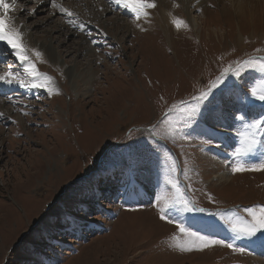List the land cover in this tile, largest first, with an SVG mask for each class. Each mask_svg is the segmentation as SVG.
I'll use <instances>...</instances> for the list:
<instances>
[{
	"label": "rangeland",
	"instance_id": "1",
	"mask_svg": "<svg viewBox=\"0 0 264 264\" xmlns=\"http://www.w3.org/2000/svg\"><path fill=\"white\" fill-rule=\"evenodd\" d=\"M58 2L75 10L81 20H91V36L67 24L61 14L50 15V5L29 15L38 8L36 0H18L16 8L28 11L10 13L20 24L30 25L28 31L37 44L28 46L42 53L36 66L54 78L59 94L49 96L43 89L19 87L10 90L0 83V112L4 113L0 118V264H264V250L245 240L236 241L248 247L245 255L219 245L202 252H181L172 239L180 235L176 226L160 221L151 207L157 194L174 195L166 183V177L171 178L191 203L207 209L205 213L184 212L178 205L170 210L171 218L193 231L227 240L233 236L229 225L209 213L220 212L225 218L247 216L246 207L264 205V172L233 175L229 167L219 170L214 162L227 137L232 148L223 161H233L231 153L240 143L236 133L243 130L240 120L220 129L218 146L202 151L196 131L183 127L179 110L168 112L173 103L204 89L230 61L264 49V0H205L201 6V0H175L178 8L173 7V0H165L166 10L189 24L180 31L170 20L169 28L161 25L155 13L157 1V7L149 10L148 22L141 21L144 31L135 27L126 9L101 13V5L109 9L105 0ZM93 13L98 17L94 19ZM125 22L134 27L127 28ZM50 51L58 60L50 59ZM10 52L5 45L0 49V74L9 65L23 74L22 65ZM71 67L78 78L71 76ZM260 75L249 69L243 74L244 83L257 81ZM237 115L250 120L259 112ZM169 124L177 127L175 139L163 138ZM153 125L156 140H145ZM185 133L190 140L182 138ZM129 135L155 149L140 156L134 174L125 177L139 189L140 197L128 201V208L136 210L125 207L118 191L122 180L117 176L101 184L107 197L102 202L105 211L92 213L93 224L87 232L70 236L53 230L59 241L56 247L38 239L36 222L46 212L50 216L60 210H77L71 198L80 181L73 188L68 185L91 167L89 161L101 148L132 143ZM251 156L245 162L259 163L257 155ZM223 170L228 173L226 180L217 176ZM144 182L153 187L146 201H142L148 191Z\"/></svg>",
	"mask_w": 264,
	"mask_h": 264
},
{
	"label": "snow or ice",
	"instance_id": "2",
	"mask_svg": "<svg viewBox=\"0 0 264 264\" xmlns=\"http://www.w3.org/2000/svg\"><path fill=\"white\" fill-rule=\"evenodd\" d=\"M42 2V0H37ZM53 12L50 15L61 14L62 18L75 29L91 36L88 25L91 20H81L79 14L70 7L64 6L58 0H47ZM109 5V10L116 11L126 9L132 14V22L136 28L144 31L141 27V21L148 22L151 13L149 10L157 7L156 0H105ZM18 0H0V43L5 45V51L11 50L9 54L14 55L16 60L23 67V74L14 70L11 65L7 71L0 74V83L21 89H43L49 96L59 94V89L54 86V78L45 72L39 71L36 62L42 58V53L35 48H29L24 42V33L21 27L16 26L13 18L10 16L12 11L17 10ZM213 5H209L212 7ZM173 7H179V4L173 0ZM20 11H28L27 8H20ZM37 8H33L29 15L35 14ZM99 11L105 12L103 5ZM197 11L201 9L197 8ZM171 24L177 31L188 29L189 24L184 19L169 13ZM99 28V25H97ZM106 35V33H104ZM247 42V41H246ZM96 44V40H92ZM255 54H250L245 59H236L230 61L227 66L222 67L221 71L214 79H211L204 89L197 90L188 100H181L178 104L173 103L169 108V114L174 110H179L184 120L183 127H188L196 131L201 150L210 149L220 140V129L226 127L230 121L240 120L243 130L236 134L239 137V146L231 153L233 161L229 164L231 174H243L247 172H264V55H256L264 52V49L256 48ZM108 56L112 53L108 52ZM35 57L34 61L32 57ZM255 70L260 73V78L249 84H245L243 74L247 70ZM234 77V79H233ZM12 103H16L12 97H6ZM39 99V97H37ZM161 99H163L161 97ZM235 109V111H232ZM258 111L257 118L247 119L245 115H237L238 112ZM22 114L27 115L23 112ZM4 113L0 112V118ZM11 120V117L7 118ZM16 123V121H11ZM179 135L175 124H169L166 129L164 139H175ZM156 125L147 129L145 140H156ZM184 140H190L191 136L185 133ZM132 143L124 145L109 146L106 145L96 153V158L89 161L91 167L87 168L82 176H77L68 187L73 188L80 181V184L74 189V195L71 198V205L77 210L75 212L57 211L52 215L46 212L44 216L37 221L38 239L45 241L49 246L56 247L59 241L52 235L53 230H62V234L76 236L87 232L93 224L89 219L93 212L103 213V200L107 199L101 187L102 183L115 180L119 176L122 180L119 188L120 198L125 201L127 210H136L128 208V201L132 198H139V189L134 182L125 179L134 174L138 158L144 153L155 151L150 149L147 144L135 140L131 135L127 137ZM111 148V151L106 149ZM257 155L259 163H247L245 157ZM174 170V166H173ZM92 173V175H89ZM166 183L171 185L174 195L164 197L157 194L155 200L151 202V207L156 209L160 221L168 224H174L178 230L179 236L173 235L172 239L176 241L174 247L181 252L204 251L213 246H223L232 253L245 255L248 253L247 246H239L237 240H245L248 245L258 247L264 250V205H255L246 207L244 212L247 216L239 214L229 215L209 213L213 216H219L229 225V230L233 234L230 239H218L214 236L204 235L199 231H193L169 215L170 210L178 205L182 206L184 212L205 213L204 207H199L191 203L180 190L177 183L166 177ZM207 198L214 201L211 194ZM163 201V203H161ZM47 207L51 208V205ZM137 207L142 205L137 204ZM45 216L47 219H45ZM42 221V223H41ZM187 238V239H184ZM43 264V262H41Z\"/></svg>",
	"mask_w": 264,
	"mask_h": 264
},
{
	"label": "bare ground",
	"instance_id": "3",
	"mask_svg": "<svg viewBox=\"0 0 264 264\" xmlns=\"http://www.w3.org/2000/svg\"><path fill=\"white\" fill-rule=\"evenodd\" d=\"M21 2H28L29 0H20ZM100 1V0H99ZM157 2H159V5H158V10H156L157 12H155L156 13V17L159 19V21H160V23H161V25L165 28V29H167V28H169V20H171V17H170V15H169V13H170V11H168V10H166L167 8V5H166V3L163 1V0H156ZM198 1V0H197ZM200 1V0H199ZM81 2V1H80ZM192 2V1H191ZM203 2V3H202ZM36 3L38 4V2H37V0H36ZM82 3V2H81ZM88 3V2H87ZM205 3V0H201V2H199L198 3V6H201V4H204ZM18 4V3H17ZM97 4H99V3H97ZM49 4L47 3V1L46 0H42V2H39V5L37 6L38 8L37 9H39V10H41V11H43V10H46V8H47V6H48ZM162 5L165 7V8H163L162 7ZM97 7V6H96ZM239 7V5L237 6V8ZM107 8V7H106ZM200 8V7H199ZM203 8V7H202ZM17 9V8H16ZM78 10H80L79 9V7L77 8ZM241 9V8H240ZM109 11H111V10H109V9H105V12H109ZM16 14H18V13H20V11H19V8L17 9V10H15L14 11ZM82 12V11H81ZM91 13H92V11H91ZM92 16H93V18L95 19L96 18V16L97 15H95L94 13L93 14H91ZM98 17V16H97ZM114 18H118L117 17V15L114 17ZM194 19V18H193ZM93 20V19H92ZM13 21H14V23L16 24V26H18V27H21V29H22V31H23V33H24V42L27 44V45H31V44H35L36 42H35V40H34V38H33V34L32 33H30L28 30L30 29V25H27V26H24L23 24H20L19 22H18V20L17 19H15V18H13ZM193 22H194V24L195 25H197L198 26V22H197V20H193ZM125 25H126V27L127 28H130V27H134L131 23H128V22H125L124 23ZM167 32H169V31H167ZM168 34V33H167ZM26 38V39H25ZM43 42H44V44H45V48L47 49V47H49L48 45H46L47 44V42L46 41H44L43 40ZM37 44V43H36ZM42 45V44H41ZM40 45V46H41ZM4 45L2 44V43H0V48H2ZM49 56H50V59L51 60H58V56H57V54H54V52H51L50 51V53H49ZM70 72H71V76L72 77H74V79H76V78H78L79 76L77 75V74H75V72H74V67H71V70H70ZM84 81V80H83ZM2 86V85H1ZM76 86V85H75ZM3 89H4V87H2ZM6 91H7V89H5ZM8 92V91H7ZM231 126V125H230ZM233 134V133H232ZM227 136V135H226ZM222 141H224V145L220 148V153L218 154V157L217 158H215V164L217 165V169L218 168H220L219 170H221V169H223V167H224V169H226L225 167H227L226 166V164L224 163V159L226 158V153H227V151H229V149L230 148H232L231 146V144H232V142L228 139V137L225 139V140H222ZM220 144V141H217V143L215 144V145H219ZM200 151V150H199ZM213 153V152H212ZM213 155H215V154H213ZM216 157V156H215ZM214 159V158H213ZM246 160V159H245ZM252 161H253V159H252ZM254 162V161H253ZM250 163V162H249ZM218 172H220L217 176H218V178H225V180H226V177L228 176L227 174V170H223V171H218ZM150 173V172H149ZM229 175H230V173H229ZM150 178H149V175L147 176V180H149ZM228 179V178H227ZM256 253V252H255Z\"/></svg>",
	"mask_w": 264,
	"mask_h": 264
}]
</instances>
